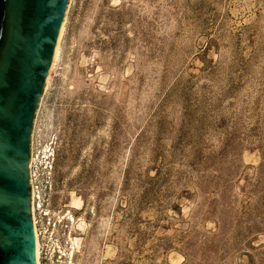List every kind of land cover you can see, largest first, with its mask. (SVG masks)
Masks as SVG:
<instances>
[{
    "label": "rangeland",
    "instance_id": "374dc122",
    "mask_svg": "<svg viewBox=\"0 0 264 264\" xmlns=\"http://www.w3.org/2000/svg\"><path fill=\"white\" fill-rule=\"evenodd\" d=\"M65 18L31 140L41 264H264V0Z\"/></svg>",
    "mask_w": 264,
    "mask_h": 264
},
{
    "label": "water",
    "instance_id": "95a60500",
    "mask_svg": "<svg viewBox=\"0 0 264 264\" xmlns=\"http://www.w3.org/2000/svg\"><path fill=\"white\" fill-rule=\"evenodd\" d=\"M70 0H0V264H37L33 127Z\"/></svg>",
    "mask_w": 264,
    "mask_h": 264
},
{
    "label": "bare ground",
    "instance_id": "6f19581e",
    "mask_svg": "<svg viewBox=\"0 0 264 264\" xmlns=\"http://www.w3.org/2000/svg\"><path fill=\"white\" fill-rule=\"evenodd\" d=\"M65 22H66V18L64 19L62 27H61V30H60L57 46L55 48V53H54V57H53V62H52L51 69H50L51 72L53 71V69H54V67H55V65L57 63V60H58L59 50H60V43H61V40H62V37H63V34H64V30H65ZM48 83H49V78L47 79V84ZM46 158H47V156H46V153H45L44 156H43V159H46ZM35 160H36L35 156L32 153L31 161H30V178H31V183H32V217H33V224H34V228H35V237H36V261H37V264H41V261H40V247H41L40 246V235H39V230H38V222H37L36 214H35L36 206H37L36 205L37 204V201H36L37 200V193L35 191L34 172L32 170L33 169V165L35 163Z\"/></svg>",
    "mask_w": 264,
    "mask_h": 264
},
{
    "label": "built area",
    "instance_id": "2783aa9c",
    "mask_svg": "<svg viewBox=\"0 0 264 264\" xmlns=\"http://www.w3.org/2000/svg\"><path fill=\"white\" fill-rule=\"evenodd\" d=\"M30 183H31V178H30ZM32 186V183H31ZM42 260V256H41V248H40V261Z\"/></svg>",
    "mask_w": 264,
    "mask_h": 264
}]
</instances>
